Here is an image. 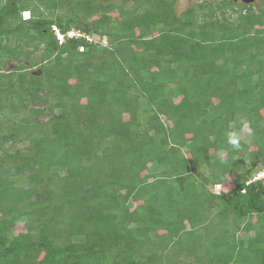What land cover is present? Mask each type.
Here are the masks:
<instances>
[{"label":"trees","instance_id":"trees-1","mask_svg":"<svg viewBox=\"0 0 264 264\" xmlns=\"http://www.w3.org/2000/svg\"><path fill=\"white\" fill-rule=\"evenodd\" d=\"M261 172L264 0H0V264H264Z\"/></svg>","mask_w":264,"mask_h":264},{"label":"rangeland","instance_id":"rangeland-1","mask_svg":"<svg viewBox=\"0 0 264 264\" xmlns=\"http://www.w3.org/2000/svg\"><path fill=\"white\" fill-rule=\"evenodd\" d=\"M200 1H212V0H177V11L178 12H182V11H184L190 4H192V3H194V2H200ZM235 1H237V2H243L244 4H245V2H248V0H235ZM258 0H253L252 2H257ZM14 62V61H13ZM13 62H11V63H9L8 64V71H10V69L11 68H13V67H15L16 66V63H13ZM16 62V61H15ZM25 64H27V62L25 63ZM39 68H38V66H36V67H34V68H32L31 70L32 71H37ZM247 133H249V131H248V128H247V126H244L243 127V129L241 130V132L239 133V137L241 138V139H245V136L247 135ZM260 174V173H259ZM258 174V175H259ZM258 175L256 176V179H258L257 177H258ZM214 190H215V192L216 193H218V192H220V190H221V188H220V186H215V188H214ZM15 231L16 232H20V231H24V227H23V224L22 223H20L19 225H17V227L15 228Z\"/></svg>","mask_w":264,"mask_h":264},{"label":"clouds","instance_id":"clouds-1","mask_svg":"<svg viewBox=\"0 0 264 264\" xmlns=\"http://www.w3.org/2000/svg\"><path fill=\"white\" fill-rule=\"evenodd\" d=\"M21 15H22L23 20H28V19L30 18V13H29L28 11H23V12L21 13ZM53 27H55V26H52L51 29L54 31V33H55V35H56V31L53 29ZM55 28H56V27H55ZM56 29H57V28H56ZM57 30H58V29H57ZM70 32H74V31L72 30V31H70ZM68 33H69V32H68ZM66 36H67V35H66ZM56 37H57V35H56ZM67 37H68V36H67ZM69 38H71V37H69ZM57 40H58L59 42H63V40H64V36H62V39L57 37ZM257 178H264V172H261V173L258 175Z\"/></svg>","mask_w":264,"mask_h":264},{"label":"built area","instance_id":"built-area-1","mask_svg":"<svg viewBox=\"0 0 264 264\" xmlns=\"http://www.w3.org/2000/svg\"><path fill=\"white\" fill-rule=\"evenodd\" d=\"M53 29L56 31V35H57V37L62 39V35L58 32V30H57L55 27H53ZM77 35H78V34L75 33V32H69V33L67 34L68 37H76Z\"/></svg>","mask_w":264,"mask_h":264},{"label":"water","instance_id":"water-1","mask_svg":"<svg viewBox=\"0 0 264 264\" xmlns=\"http://www.w3.org/2000/svg\"><path fill=\"white\" fill-rule=\"evenodd\" d=\"M253 0H248V2H245V4L252 3ZM244 2V1H243ZM34 74V73H33Z\"/></svg>","mask_w":264,"mask_h":264}]
</instances>
